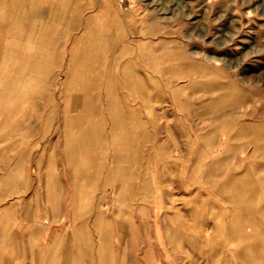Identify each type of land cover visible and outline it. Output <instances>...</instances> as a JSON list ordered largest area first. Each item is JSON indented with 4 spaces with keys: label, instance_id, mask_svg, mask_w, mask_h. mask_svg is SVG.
<instances>
[{
    "label": "crops",
    "instance_id": "obj_1",
    "mask_svg": "<svg viewBox=\"0 0 264 264\" xmlns=\"http://www.w3.org/2000/svg\"><path fill=\"white\" fill-rule=\"evenodd\" d=\"M117 1L104 0L100 4L97 1L93 12L85 16L96 29L102 22L108 26L105 32L86 33L90 54L101 57L89 67L99 74L92 77L90 85L99 91L87 100L106 107L107 131L103 137L106 144L100 156L98 152V158H83L86 155L83 152L90 149L82 151V143L76 139L67 144L65 127H58L50 143L49 105L56 98L51 89L58 83L60 86L58 75L65 71V1L56 2L57 14L53 25L49 26V23L42 24L41 15L51 1L32 0L35 15L32 26L18 22L16 35L8 39L0 35V89H10L11 103L27 105L23 110L17 107L14 111L0 113V152L15 154L8 165L1 156L0 168L9 172H0V184H16L9 197L0 195L1 200L10 198L0 204V226L12 225L6 229L0 227V231L25 232L30 243L37 241L42 248H45V238L53 235L52 248H66L67 254L72 251V257L62 258L61 264H83L84 246L96 247L97 260H89V264H147L141 252L145 245L144 216L162 215L161 187H157L162 182L161 152L182 150L183 144H187L181 141L178 143L181 147L173 145L171 148L167 140H163V136H171L170 131L173 135L186 134L174 121L188 116L176 111L174 104L178 102L173 98L175 93H182L185 86H172L171 80L174 77L183 79L181 81L191 79L186 74L194 69L209 71L211 56L220 55L214 50L195 48L194 43L186 44L184 41L194 40L197 34L190 29L191 32L161 31L164 21L151 10L156 6L155 0L135 1L133 10H124ZM16 5L13 3L10 7ZM130 16L140 25L134 27L133 33ZM81 39V36L76 37L75 45ZM198 78L203 80L208 76ZM19 89H26L23 97ZM195 95L201 98L203 93ZM81 96L82 93L74 102L81 103ZM36 103L43 105L41 112L33 110ZM180 104L194 105V102L185 99ZM28 105H32L31 109ZM63 116L65 118V113ZM39 120L42 121L41 140L35 143ZM174 162L178 166V161ZM147 167L154 169L152 175L146 172ZM120 168H125V175L120 174ZM107 178L109 184H129L130 191H135L128 193L122 187L116 193L112 187L113 206L109 214L106 207H99V202L91 207L92 203L87 201L101 199V193L96 191ZM240 180L241 177L234 182L232 200L223 198L220 205L223 215L235 217L230 233L232 245L217 240L218 247H241L242 216L250 217V227L245 229L252 232L258 226V216L264 215V198L258 197L257 186L250 182L244 188ZM38 184L42 185V190L35 188ZM151 184L152 192L147 195L146 188H151ZM57 215L58 220H51V216ZM257 245V240H253L249 246ZM52 248L50 245L48 252ZM117 248L121 252L117 253ZM44 258V253L41 256L36 250L25 263L50 264L49 255L47 261Z\"/></svg>",
    "mask_w": 264,
    "mask_h": 264
},
{
    "label": "rangeland",
    "instance_id": "obj_2",
    "mask_svg": "<svg viewBox=\"0 0 264 264\" xmlns=\"http://www.w3.org/2000/svg\"><path fill=\"white\" fill-rule=\"evenodd\" d=\"M31 1L0 0V35L7 39L16 35L18 22L29 23V28L32 26L35 15ZM50 1V7L42 12L41 22L43 25L49 23V26H52L58 10V0ZM64 1L65 71L58 75L60 86L58 83V86L51 89L56 98H53L49 105L50 143L52 144L54 138L52 134L57 135L58 127H65L67 144H72L76 139L82 143V147L79 146L82 151L90 149L87 153L83 152L86 154L83 158H98V152L100 156L106 144L103 140L107 131L106 107L104 104L89 103L87 100L90 95L99 91L90 86L92 77L98 73L89 70V67L101 57L90 54L89 34L86 33L105 32L108 26L102 22L96 29L95 25L86 21L85 16L93 12L97 1L100 4L104 0ZM121 1H117V4L120 3L124 10H133L135 1L150 2ZM155 1L156 6L151 7V10L164 21L161 31L191 32L188 31L190 29L197 34L194 40L184 41L186 44L194 43V47L214 50V53L220 55L211 56L209 71L194 69L186 74L191 76V79L181 81L183 79L174 77L171 80L172 86H185V90L175 93L173 98L178 102L174 104L176 111L188 116L187 119L174 121L178 126L176 127L186 134L173 135L170 131L171 136H163V140H167L171 148L173 145L181 147L178 144L181 141L187 144H183L182 150L161 152L162 182L157 187H161L162 215L144 216L146 232L143 233L145 245L141 249L142 255L145 256L147 264H264V215L258 216V226L252 232L245 229L250 227V217L242 216L241 247L217 246V240L232 245L233 238L230 233L233 231L235 217L223 215L220 205L223 198L232 200L234 182L241 177V186L244 188L253 182L252 185L258 188V197L264 198V0ZM13 3L18 7H10ZM194 6L196 9L193 10ZM129 19L130 31L133 33L140 25L134 23L133 16ZM78 20L82 22L78 23ZM29 34L31 35V31ZM79 36L82 39L75 45L74 39ZM205 75L208 78H198ZM25 91L26 89H19L21 97L26 94ZM81 93L79 103L77 101ZM195 93H203V96L197 97ZM58 95L61 98L58 99ZM9 96V88L0 89V113L14 111L17 107L20 110L26 108L24 103H11ZM185 99L194 102V105L180 104ZM28 107L31 109L32 105ZM33 110L41 112L43 105L33 104ZM37 128L39 135L35 137V143L41 140V120L37 121ZM13 155L15 154L3 151L0 152V159L4 156L1 160L8 165ZM174 161H178V166ZM6 170L0 168V172H9V169ZM119 170L121 175L126 174L125 168ZM145 170L150 172V175L154 171L149 167ZM107 181L108 178L96 191L101 193V199L87 201L92 203L91 207L93 203L99 202V207H106L109 214L113 206L112 187L116 193L122 187L128 193L135 191H130L132 186L129 184L112 185ZM15 187L16 184L10 182L0 184V195L3 193L4 197H9ZM38 187L42 190L41 184L35 185L36 189ZM146 192L149 195L152 187H147ZM94 196L95 193L92 197ZM2 197L0 204L10 199L1 200ZM58 219V215L51 216V220ZM0 227L6 229L12 225ZM53 239V235L47 236L44 240L45 248H42V244L37 241L30 243L25 232L0 231V264H27L25 261L32 258L36 250L41 256L44 253L46 261L49 255L50 264H61L62 258L70 259L72 251L69 250L67 254L66 248H52ZM253 240H257V247L249 246ZM50 245L52 250L48 252ZM118 249L117 253L121 250ZM95 251L96 247L84 246L83 264L87 261L89 264V260H97ZM30 255L31 257H28Z\"/></svg>",
    "mask_w": 264,
    "mask_h": 264
},
{
    "label": "bare ground",
    "instance_id": "obj_3",
    "mask_svg": "<svg viewBox=\"0 0 264 264\" xmlns=\"http://www.w3.org/2000/svg\"><path fill=\"white\" fill-rule=\"evenodd\" d=\"M94 80V79H93Z\"/></svg>",
    "mask_w": 264,
    "mask_h": 264
}]
</instances>
